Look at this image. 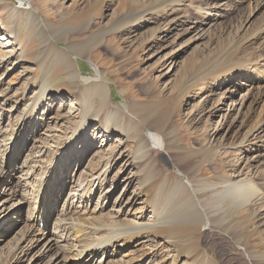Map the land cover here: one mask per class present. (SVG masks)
<instances>
[{
	"label": "rangeland",
	"instance_id": "rangeland-1",
	"mask_svg": "<svg viewBox=\"0 0 264 264\" xmlns=\"http://www.w3.org/2000/svg\"><path fill=\"white\" fill-rule=\"evenodd\" d=\"M171 1L0 0V63L2 64L0 66V115L3 113L0 118V140L5 142L6 147H9L4 160V155L0 154V166L2 160L4 161L1 169L6 170L4 179L0 178V195L6 201L7 207L14 204L13 207L5 211V220L0 218V258H4L14 250L15 246L23 242L31 220L32 224L34 223L32 217H36L38 211H33V208L39 194L38 189L41 187L39 184L46 180L43 179L44 172L49 167L50 159L56 154L58 144H64L68 140L64 139L63 133L77 129L82 112L86 109L82 101L79 100V97L84 94L83 82L81 81L79 86H75L72 83L70 71L54 60L48 57L44 58L46 48L52 43L67 49V43H83L90 38L93 32H105V39L90 52L92 55L99 52V60L96 61L92 58L93 56L91 59L87 57L74 58L69 51L72 58L76 59L79 74L83 77L96 76L94 69V65H96L103 77L109 80L107 86L114 107H122L125 104H160L161 108L157 115H166L169 121L165 124L164 129L157 132L152 128L151 120L142 123L140 134L159 136L162 147L159 140H150L138 149L139 138L133 131H130V138L126 140L120 129L116 128L109 132L97 129L99 121L95 114H97L100 105L99 100L96 97L93 98L91 101L94 107L88 114V126L85 131L89 137L83 136L80 132L77 140L79 144L83 137L84 143L97 138V141L105 142L102 145L103 149L100 150L99 145L90 153L84 151L83 156L73 161V169L69 171L68 178L54 182L51 193L42 189V194L39 197L46 196L49 198L47 200H50L49 204L40 202L39 208L44 211L45 215H47L46 207L50 208L47 227H51L58 214L70 206L73 196L81 191L79 189L75 193V186L81 184V180L93 168L92 164L99 160H101L100 165L96 171V174L101 175L99 183H102L105 190L107 189L106 192L111 189L110 192H105L100 196L101 186L96 183L97 180L93 182L92 193L86 200V206L82 204L77 210H75L76 208H71V210H74L80 219L83 218L81 213L86 212L88 215L86 218L90 217L96 224L95 227H97L96 222L99 219L111 223L115 215L113 210L115 202L122 198L121 195L124 193L122 199L132 198L135 203L130 210L126 209L118 223H133L137 215L144 216L142 223H152L154 219L147 201H149V196L152 198V203L155 199H159L161 188L157 187L148 193L147 188L150 186V181L145 178V172H142L156 164L158 169L161 167L163 172H166L164 175L168 174L174 180L180 177L181 180L187 181L185 176L191 172L172 161L177 141L181 144L179 147L188 146L193 149L192 163L196 169L201 170L202 177L208 179L209 182L213 180V177L219 175V171H215V163L221 160L233 161L244 174L251 175L253 172V174H258V178L264 179V144L252 145L250 148L239 145L229 148L221 145L222 139H226L227 133L230 132V138L236 141L254 122L247 110H243V116L238 117L241 111L240 100L254 98L258 90L252 89L256 86L246 83L242 68L238 66L236 69L235 62L238 60L247 61L249 54L262 55L261 59L264 58V48L254 38V33L264 23V0H192V6L183 8L185 14L181 12L172 15L179 18V21L182 18L183 21H180V24L175 21L171 22L174 26L169 25L170 20L174 17L167 15L168 13L171 15L172 8L167 9L169 6L164 8L170 5ZM157 6L161 11L155 12ZM115 9L117 12L113 11ZM30 10L42 22L48 21L52 25L63 26L65 29L62 31V35L51 34L50 29L44 27L45 25H42L40 21H37V24L30 22L28 17ZM143 10L147 12H144L141 20L131 28L124 26L117 33L105 31L115 28L111 26L113 21L118 23L123 16ZM198 10H201V13ZM14 25L15 30L19 32V39L15 40L14 34L11 33ZM156 25L159 29H171L163 44L158 41L155 45L152 44L153 37L157 34L153 31V29L156 30ZM221 28L225 30L218 34L223 30ZM253 34L254 36H251ZM250 36L254 40L250 42L252 44L248 43L243 46ZM236 45L241 49L238 50V58L233 61V64L231 62L224 63L223 56L231 51H227V48L233 50ZM122 49H125V55L120 54ZM224 66L228 67L229 71L235 69L232 74L233 82H236L238 87L235 88V96L231 102L234 112L227 114L226 106V109L224 108L225 110L221 111L220 117H218L210 112L213 107H219V101L222 102L223 95L226 96L227 90L232 87V85H228L229 83L224 84L227 81L225 80L227 79L226 74L218 79V83L215 84L216 93H210L212 97L204 105H202V101L209 98V94H207L209 92L203 96L197 95L200 89L194 87L187 93L186 84L187 80L196 77L202 68L218 70ZM175 79H177V84L172 88L170 82ZM42 84H46L49 93L47 99L50 111L44 118L47 127L50 126L49 129L43 128L37 131L38 133L35 132L34 139L28 138L27 135L19 136L17 135L18 131L11 137L15 127L22 124L21 115L23 116L26 112V104L31 103L38 95ZM20 94H23L24 101L20 100L15 104ZM207 95L208 97L204 98ZM189 99H191L190 102ZM260 106L261 103L254 110L255 115L259 113ZM129 118L131 120L127 119V124L134 120L132 117ZM17 129L19 130V128ZM29 129V123H24L22 132ZM49 136L53 140L49 141L47 146L44 139ZM84 143L79 146L84 145L85 149ZM37 146H46L47 149L42 153H37L39 150L36 149ZM77 146L69 143L67 149ZM257 155L258 158H254ZM229 156H234L232 157L234 159L231 160ZM23 161H26V167L22 166ZM56 161L61 164L63 159L59 157ZM213 162L215 163L213 164ZM252 165L256 167V171L251 172ZM27 168L32 171L30 172ZM53 168L55 166L52 167L51 173H53ZM25 170L30 172L28 179L24 177ZM59 175L64 176V174ZM71 178L74 187L68 184ZM128 180L133 185L128 186ZM73 189L74 191H72ZM196 194L201 201L210 199L212 196L207 189ZM221 210L218 214L212 213L210 221L202 222L200 250L207 257L212 256L211 260H218L220 264H250L244 253L247 248L251 246L260 251L264 250V224H262L264 216L260 223V215L251 213L247 205L233 204L232 200L224 201L221 204ZM32 214L33 216H31ZM221 218H224L225 221L217 224L216 221H220ZM110 223L105 222L99 225L107 226ZM39 228L40 230H37L35 235L40 239L41 232L45 233V231L43 226ZM47 231L53 233L51 228ZM110 231L112 232V230ZM232 231L242 233L239 244L232 241L233 236L230 235ZM143 236H148V238L145 239ZM143 236L126 247H117L120 245L119 242L112 244L114 248H112L113 246L109 248V254H114L113 260L103 259L99 255L83 263L75 257L74 264H117L119 260H122L121 262L128 261L125 264H174L172 257L177 253V250L174 251L166 244H162L163 241L159 236L146 235V233ZM56 238L57 234L52 238L51 250L46 256H40L37 253L38 247L35 245V239L28 243L18 264H65L62 260V253L65 252L62 250L65 245ZM121 256H126L127 259ZM132 256L137 257V260L131 262L129 259ZM179 258L181 259L176 264H194L187 263V259L183 258V255H180ZM66 264L73 263L69 261Z\"/></svg>",
	"mask_w": 264,
	"mask_h": 264
},
{
	"label": "bare ground",
	"instance_id": "bare-ground-1",
	"mask_svg": "<svg viewBox=\"0 0 264 264\" xmlns=\"http://www.w3.org/2000/svg\"><path fill=\"white\" fill-rule=\"evenodd\" d=\"M169 4L170 5H167L164 8H167L168 6L169 7L167 9L172 8L171 9L172 11L170 12L171 15H169V13L167 14L170 17L172 15H176L177 13H181V12L184 13L185 11L183 8L192 6L191 5L192 0H172ZM117 8H120V6H117ZM158 8L159 7L157 6L155 12L161 11L160 8L159 9ZM113 11L117 12L116 9ZM198 11H200L201 13V10ZM144 12L147 11L143 10L123 16V18L120 19L118 23H116L115 21L112 22L111 26H114L115 28H109L108 30L105 31H109L111 33H115V32L117 33L119 30H121V28L123 29L124 26L131 28L137 21L141 20ZM179 16L182 17V15ZM28 17L30 19V22L32 23L37 24V21H40L38 19V16L33 14L31 10L28 13ZM172 17L174 18L170 20L169 22L170 26L173 25V23H171L173 21L179 24L183 22L182 18L180 22L179 18L177 19L175 16ZM40 23L42 25L44 24L45 25L44 27H47V29H50L51 34L55 36H61L63 29H65L63 26L58 27L52 25L48 21L46 23L40 21ZM221 29L223 30L218 32V34H221L225 30L224 28ZM169 30L171 31L170 28L169 29L166 28L165 30L163 28L159 29L158 26L156 27V30L153 29L154 33L157 32V34L155 35V37H153L154 41L153 40H152L153 42L151 41L152 44L154 43L155 45L157 41L163 44L165 37L167 36L168 33H170ZM11 33L14 34V40L19 39V32L15 30V25L14 27L12 26ZM104 34L105 32L102 31L93 32V34L86 42L77 43V44L72 42L67 43L68 44L67 49L60 48L59 46L53 43L46 48V51L43 55L44 58L48 57L51 60H54L55 62L62 65V67L64 66L68 71H70L71 80L75 86H79L80 82L81 81L83 82L82 89L84 90V94L79 97V100L82 101L86 109L82 112L83 114L80 117L77 129L76 130L71 129L63 133L64 139L67 138L68 140L64 144H58L57 150L55 152L56 154L50 159L49 167L47 168V171L44 172L43 179L45 178L46 180L43 181V183L41 182L39 184L41 185V187L38 189L39 194L35 199L36 205L38 204V206L35 205V207L33 208V211L35 210L38 212L36 217L33 216V214L31 215L33 216L32 218L34 219V223L32 224L33 221L31 220L30 225L26 229L27 233L24 236L23 242L18 246H15L14 250L11 253L9 252L4 258H0V264H18L23 254L25 253L24 249L26 248L27 244L31 243V241H34V239H35L34 241L35 245L36 247H38L37 253H39L40 256H46L51 250V244L53 242L52 238H54L56 234H57L56 240L58 239L62 241L65 245L64 250H62L65 251L62 253L63 255L62 260L65 262V264L68 263L69 261H71L74 264L73 259L75 257H77L79 261H82L83 263L99 255H101L103 259L109 258L110 260H113L112 258L114 257V254L113 253L109 254L110 253L109 248L113 246L112 244H114L115 242H119L120 245H118L117 247H126L129 246L130 243H132L133 241L140 239L145 233L146 235L152 234L155 236H159L163 241L162 244L163 243L166 244L168 248H172V250L174 251L177 250V253H175V255H173L172 257L174 264H176L177 261L181 259L179 258L180 255H183V258L187 259V263L192 262L194 264H220L218 260H211L212 256L207 257L205 253L200 250L199 241L203 231V226H201L202 222L207 220L210 221L212 213L218 214L220 211H222L221 204L224 201L232 200V203L235 205L238 204L242 206L247 205L251 213H255L261 216V218L259 217V222L262 223V220L264 218L263 217L264 216V184H263L264 179L258 178L257 176L258 174L256 173L253 174L252 171H254L256 168L253 167V165L251 167L252 174L246 175L243 173V171H241V169H239L238 166H235V163L233 161L221 160L218 163L213 162V164L215 163L216 166L215 171H219V175L213 177L212 178L213 180L209 182L208 179H204V177H202L201 170L196 169V167L192 163L191 157L193 156V152H192L193 149H191L188 146H186L185 148L179 147L181 144L178 141L175 142L176 148H174L175 154L172 157V161H175V164L176 163L180 164L179 165L180 167H183V169L189 170L191 172L190 174H188V176L187 175L185 176L187 181L181 180L180 177H177V179L174 180L173 177H170L168 174L164 175V173L166 172L165 171L163 172L161 167L158 169L156 164H153L150 168L144 169L142 172V173L145 172L144 175L145 178H147L148 181H150L149 182L150 186H148L147 188L148 193L150 192V190H154L157 187L161 188L160 194L158 193L159 199L158 198L155 199V201L152 203V198L149 196V201H147L148 202L147 204L150 205L148 207L150 208V211L152 212L151 214L153 215V219H154L152 223H145V224L142 223V220L144 219V216L142 215L139 216L137 215L133 223L130 224L118 223L120 221L119 220L120 217L125 214L126 209L130 210L132 205L135 203V200L132 198H129L127 200L125 198L122 199L124 197V193H122L121 195L122 198L118 197L119 199L115 202L113 209L115 215L113 216L114 218L111 221V223L109 221H103L100 219L97 220L96 222L98 225L103 224L105 222L110 223L107 226L97 225L98 227L97 228L95 227L96 224L91 220L90 217L86 218L87 215L86 212L83 211V213H81L82 214L81 217L83 218L80 219V216H78L74 210L73 211L71 210V208H76L75 210H77L78 208H80L82 204L86 206V200L89 198V196L92 193L91 187L94 184L93 182L98 180L96 183H99V179L101 175L96 174L97 173L96 171H98L97 169L99 168L98 166L100 165V161H101L99 160L92 164L93 168L90 169V172H88V174L86 175L84 174L85 176L81 180V184L79 186H75L76 187L75 193L78 192L79 189L81 191H79V193L73 196L74 198L72 203L71 204L69 203L70 206L69 207L67 206L64 212L58 214L57 218L54 219V222L52 223L51 227H47V219L50 218L49 217L50 208L46 207L47 215H45L43 210L41 209L39 210V208H40V202L42 204L44 203L49 204L50 200H47L49 198H46V196L44 198H42V196L41 198L39 197V195L42 194V189L43 190L46 189L48 193H51V190L54 186V182L61 181L62 178L64 179L68 178L69 171L73 169V164H74L73 161L76 158L83 156L85 154L84 151L90 153V151L96 149V147H98L99 145H100L99 149L100 150L103 149L102 145L105 142L104 141L99 142L97 141V138L87 140L84 143V137H83L79 144L77 140V137L78 135H80V132H82L83 136H86L87 138L89 137L88 134H85V131H87V126H88L87 125L88 114L92 111L94 107L91 101L93 98L96 97L99 100V105H100L97 114H95L97 121H99L98 122L99 125L97 129L100 128L101 131L104 130L106 132L107 131L109 132V130H115L116 128L120 129L122 131L121 132L122 135H124L126 140L130 138L129 135L130 131H133L136 137L139 138L138 149L141 148L143 144L149 142L150 140H155V141L159 140L162 147V141L159 139V136L156 135L154 137L151 134L148 135H145L144 133L140 134L142 123L149 120H151L152 128L153 130H155V132H157L158 130L161 131L162 129L165 128L164 126L169 121V118L163 114L157 115L158 111L161 108L160 104L157 105L156 104H143V105L125 104L122 107H114L111 103L110 93L107 86L109 80L103 77V75L100 72V69L96 65H94V69L97 74L96 76L83 77L82 75L79 74L77 69V62L76 59L74 58L87 57L88 59L89 58L91 59V57L93 56L92 57L93 59H95L96 61L99 60L100 59L99 52L94 53V55L90 54V52L102 40L105 39ZM254 34L251 36H254V38H256V40L259 41V43L261 44V47L264 48V23L263 26ZM251 36L248 37V39L245 41V45L243 44V46H246V44L254 41L252 40L253 38H251ZM239 48L240 47H238L237 45L233 47V50L232 48L231 49L227 48V51L228 50L231 51L229 54L223 56V62L226 64L227 62L228 63L231 62L233 64L234 63L233 61H236V59L238 58V50H241ZM69 51L72 53L74 58H72ZM121 53L125 55L126 54L125 49H122V51H120V54ZM261 57L262 55L258 56L256 54L254 55L249 54V57H247L248 58L247 61L238 60L235 62L236 69L238 66L242 68L243 70L242 74L243 77L246 78V83H249L250 86L251 85L256 86L253 87L252 89L256 88V90H258L254 98H250L247 100L242 98V100H240L239 104L241 107V111L239 112L238 117L239 118L242 117L244 111L247 110L248 114H250V116L253 117L254 122L251 125V127L245 131V134L241 138L236 139V141L230 138V132L228 131L229 133H227L225 136L226 139H222L221 145L223 147L235 148L236 146L239 145V146H244L246 148H250L252 147V145L259 144L260 146L264 144V66H261L264 65L263 63L264 58L261 59ZM1 65L2 64L0 63V66ZM234 70L229 71L228 67L225 66L223 68H219L218 70H214V69L210 70V68H206V67L202 68V70L198 73V75H196V77L194 76L187 80L186 91L188 93L189 90H191L194 87H197L200 89L197 95L203 96L207 92H209L207 93L209 94V98L203 99L202 101L203 102L202 105H204L205 103H207V101L211 99L210 98L212 97L211 94H214L216 90L215 84L218 83V79L222 77V75L226 74L225 76H227V79L225 80L227 81H225L224 84L229 83L228 85H232V87H230V89L227 90L226 96L223 95L222 102L221 100L219 101V107L218 108L213 107L210 114H214V116L220 117V112L225 110L226 106H227L226 109L227 114H232L234 112V108L231 102H233L232 100L234 99L235 96V88L238 87L237 83L233 82L234 77L232 74L234 73ZM165 78H167V76H165ZM176 81L177 79L170 82L172 88H174L173 86L177 84ZM42 85L38 90L39 91L38 95L31 101V103L26 104L25 106L26 112L24 113L23 116L21 115L22 124L17 125L15 127L11 137L14 134H16L18 131L17 135L22 137L27 135L28 138L34 139L35 132L43 128L49 129L50 126L47 127V122H45L46 120H44L45 115L50 111L48 107L49 101L47 99L49 93L46 84H44L43 86ZM2 95L4 96V94ZM22 96L23 94H20L18 96L17 101H15V104H17V102L20 100L24 101ZM207 97L208 95L205 96L204 98ZM190 101L191 99H189V102ZM260 103L261 106L259 108V113L255 115L254 110L258 108V105H260ZM43 108L45 109L43 110ZM2 114L3 113H1L0 118ZM129 117H132V119L134 120H132V122L127 124L128 121L127 119H130ZM23 122L29 123V127H30L29 130L26 131L24 130V132H22L24 126ZM17 128H19V130ZM52 140L53 138H50V136L45 137L44 139V141L46 142L45 144H47V146L49 145L48 144L49 141ZM119 142L122 143V141ZM69 143H72L74 146L76 145L78 146L70 147L67 149ZM81 143L85 144V149H84V145L79 146ZM8 149L9 147H6L5 142L0 140V154L4 155L3 160L5 157V153L8 151ZM36 149H39L37 153H42L45 149H47V147L37 146ZM224 151L229 155H231L228 151L226 150ZM59 157L63 159L61 164H59L58 161H56ZM232 157L234 156L230 157L231 160L234 159V158L232 159ZM254 158H258V155L255 156ZM3 160L1 162V166L4 162ZM26 165H27L26 161H23L22 166L26 167ZM1 166H0V178L2 177L4 179V174H6V170H2ZM54 166L55 168H53V173H51L52 167ZM146 166L148 167V164ZM225 167L226 170L224 171ZM258 167L260 168L261 166L259 165ZM27 169L30 172L32 171V169L29 168ZM28 170H25L26 174L24 177L26 179L29 178L28 175L30 172ZM106 173H108V171H106ZM59 174H64V176H61ZM127 182H128L127 183L128 186L133 185V183L130 180H128ZM68 184H71L70 186L74 187L72 178L70 180V183ZM101 184L99 183V185L101 186L100 196L104 194L107 190V189L105 190V188H103ZM206 189L210 191L212 195L211 198L205 201L199 200L196 193L200 191H205ZM110 190H108L107 192H110ZM72 191H74V189ZM26 196L24 195V197ZM153 197L155 198L154 195ZM0 201H1L0 218L4 221L6 218V216H4L5 211L13 207L14 204L12 206L7 207L5 205L6 201L2 199L1 195H0ZM75 201L77 203H74ZM77 212L80 213L79 211ZM40 215H42L43 217H41ZM105 219L107 218L105 217ZM223 221H225V219L221 218L220 221L217 220L216 223L220 224ZM38 226L39 227L43 226L45 231V233L41 232L42 237L40 239L35 235V233L38 232L37 230H40ZM50 228L53 231V233L47 231V229L49 230ZM110 230H112V232ZM54 231H56V233H54ZM263 231H264V226H263ZM241 234L242 233H239L238 231H232L230 234L231 236H233L231 238L232 241L234 243L239 244L241 239ZM143 237L145 239L148 238V236L146 237L143 236ZM112 248H114V246ZM177 248H179L180 250L178 251ZM115 252L117 253L118 251ZM244 253L248 257L250 264H264V250L260 251L259 249L250 246L247 248V250ZM121 257L126 258V256H121ZM136 258L137 257L132 256L129 260H131V262H134L137 260ZM121 261L120 260L117 261V264H125V262H128V261H123V262Z\"/></svg>",
	"mask_w": 264,
	"mask_h": 264
}]
</instances>
